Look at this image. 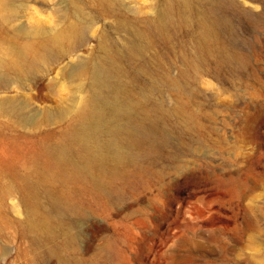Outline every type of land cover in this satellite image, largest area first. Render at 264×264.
<instances>
[{"label":"rangeland","instance_id":"obj_1","mask_svg":"<svg viewBox=\"0 0 264 264\" xmlns=\"http://www.w3.org/2000/svg\"><path fill=\"white\" fill-rule=\"evenodd\" d=\"M162 2L0 0L7 27L0 35L12 27L18 42L27 41L21 30L37 20L47 30L79 18L88 25L84 41L21 81L27 90L19 83L0 87V99L13 97L20 112L36 120L25 126L0 114V264H60L43 253L68 236L61 255L69 264H264V0L221 6L222 28L208 40L196 14L160 37L154 17ZM138 32L145 38L137 39ZM149 37L153 45L145 43ZM131 40L144 50L129 58ZM104 47L120 54L123 70L164 110L154 116L157 137L142 138L140 165L124 167L116 182L121 200L85 198L84 215L65 219L53 236L35 243L13 175L29 168L47 134L56 138L58 125L43 120L75 103L77 86L87 81L72 76L75 65L80 60L87 71ZM223 50L237 61L226 60ZM145 64L151 76L175 84L155 86Z\"/></svg>","mask_w":264,"mask_h":264},{"label":"bare ground","instance_id":"obj_2","mask_svg":"<svg viewBox=\"0 0 264 264\" xmlns=\"http://www.w3.org/2000/svg\"><path fill=\"white\" fill-rule=\"evenodd\" d=\"M229 2L163 0L155 7L154 30L160 37H166L170 27L190 21L196 14L200 18L202 38L214 39L223 23L219 10ZM174 7L179 10L174 12ZM177 16L180 19H176ZM82 22L79 18L69 22L65 29L47 30L37 20L29 29L21 30L27 38L24 42L16 40L12 27L6 29L10 34L0 35V87L12 89L14 83L23 85L21 81H30L49 64L58 62L66 54L67 47L84 41L88 25ZM3 25L0 18V28ZM4 28L7 27L4 25ZM144 35L138 32L135 37L143 39ZM145 43L153 45V40L149 37ZM129 44V58L144 50H140L137 40ZM227 53L222 52L226 60L237 61V55ZM119 57L120 54L104 47L103 57L87 71L85 64L78 61L72 76H85L87 81L77 86L79 95L75 103L70 108L47 113L43 120L58 125L56 138L51 137L53 133L47 134L48 140L42 141L33 151L29 168H19L20 173L16 171L13 175L12 182L20 184L18 189L22 192L24 223L35 243H42L44 235L53 236L58 227L61 229L66 224L65 219L82 216L85 198L121 200L124 194L117 185L122 184L116 182L124 167L140 165L137 157L141 154L137 149L142 138L151 142L157 137L159 120L154 116L164 110L150 101L145 88L137 87L133 77L119 64ZM156 63L161 61L156 59ZM142 70L149 72L148 77L155 86L165 88L175 84L162 74L161 77L151 76L152 69L146 64L142 65ZM21 89L28 88L23 85ZM0 114L11 115L25 126L36 123L33 116L20 112L13 97L0 99ZM66 240L63 245L49 248L43 254L56 258L60 264H69L66 256L61 255V247L70 244L72 238L68 236Z\"/></svg>","mask_w":264,"mask_h":264}]
</instances>
